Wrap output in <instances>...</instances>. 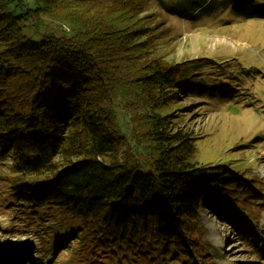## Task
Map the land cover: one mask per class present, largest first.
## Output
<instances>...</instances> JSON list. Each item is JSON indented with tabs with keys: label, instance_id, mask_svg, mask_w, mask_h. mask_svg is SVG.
Returning <instances> with one entry per match:
<instances>
[{
	"label": "trees",
	"instance_id": "trees-1",
	"mask_svg": "<svg viewBox=\"0 0 264 264\" xmlns=\"http://www.w3.org/2000/svg\"><path fill=\"white\" fill-rule=\"evenodd\" d=\"M153 16L140 0H0V162L45 251L62 233L103 264H192L201 212L257 191L230 164H199L196 139L161 113L207 90L206 65L160 55Z\"/></svg>",
	"mask_w": 264,
	"mask_h": 264
},
{
	"label": "rangeland",
	"instance_id": "rangeland-1",
	"mask_svg": "<svg viewBox=\"0 0 264 264\" xmlns=\"http://www.w3.org/2000/svg\"><path fill=\"white\" fill-rule=\"evenodd\" d=\"M140 1L146 2L154 20L163 22L160 28L166 29L157 34L160 55L174 63L199 60L206 65L201 73L207 90L200 95L181 93L177 103L161 113L173 115L176 128L186 129L196 139L199 164H230L250 187L257 189L256 193L245 194L251 204L236 197L229 203L220 202L219 215L209 210L201 212L192 233L197 245L190 252V262L264 264V11L245 18L257 13L252 8L254 2L262 7L264 0ZM167 4L180 14L168 10ZM64 27L69 29L67 24ZM25 33L29 34L30 28L26 27ZM130 128L128 121H122L120 133L128 140ZM9 165L8 161L0 162V241L32 243L34 262L29 264H103L67 248L71 246L62 233L57 241L64 242L63 249L59 245L51 246L50 252L41 248L40 228L26 220L32 209L26 208L23 196H15L9 188ZM40 253H49L50 260ZM176 253L177 261L167 264H185L182 253ZM104 264H116V260Z\"/></svg>",
	"mask_w": 264,
	"mask_h": 264
},
{
	"label": "water",
	"instance_id": "water-1",
	"mask_svg": "<svg viewBox=\"0 0 264 264\" xmlns=\"http://www.w3.org/2000/svg\"><path fill=\"white\" fill-rule=\"evenodd\" d=\"M23 251H25L23 253ZM33 247L30 242L19 244L10 240L0 241V264H29L34 262Z\"/></svg>",
	"mask_w": 264,
	"mask_h": 264
}]
</instances>
